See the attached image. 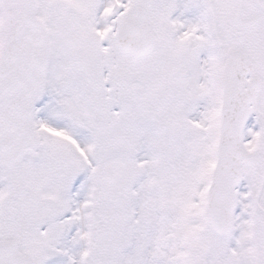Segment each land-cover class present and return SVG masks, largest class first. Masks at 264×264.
Segmentation results:
<instances>
[{
  "label": "snow or ice",
  "instance_id": "obj_1",
  "mask_svg": "<svg viewBox=\"0 0 264 264\" xmlns=\"http://www.w3.org/2000/svg\"><path fill=\"white\" fill-rule=\"evenodd\" d=\"M0 264H264V0H0Z\"/></svg>",
  "mask_w": 264,
  "mask_h": 264
}]
</instances>
